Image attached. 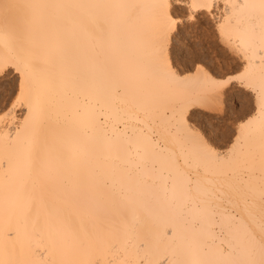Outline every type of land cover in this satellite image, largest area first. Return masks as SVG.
I'll use <instances>...</instances> for the list:
<instances>
[{
	"label": "bare ground",
	"instance_id": "6f19581e",
	"mask_svg": "<svg viewBox=\"0 0 264 264\" xmlns=\"http://www.w3.org/2000/svg\"><path fill=\"white\" fill-rule=\"evenodd\" d=\"M176 3L240 75L179 74ZM233 82L255 108L224 159L189 116ZM1 86L0 264H264V0H0Z\"/></svg>",
	"mask_w": 264,
	"mask_h": 264
},
{
	"label": "rangeland",
	"instance_id": "374dc122",
	"mask_svg": "<svg viewBox=\"0 0 264 264\" xmlns=\"http://www.w3.org/2000/svg\"><path fill=\"white\" fill-rule=\"evenodd\" d=\"M188 11L187 7L182 4H173L172 16L176 20V27L170 32L171 38L169 39L166 52L174 66H177V70L179 69V74L185 75V77L195 76V73L199 71L198 69L204 68L212 74H214L215 70L219 69L218 72H215L217 74L214 76L220 79H224L230 75H240L244 69V61L239 58L241 54L236 50V46L235 51L221 45L215 27L216 21L209 19L204 13L192 16L189 14V16L188 13L190 12ZM166 52L164 51L163 55ZM226 62L230 67L229 65L227 67ZM230 63L236 64L231 65ZM237 63L240 65H237ZM220 64L221 66H219ZM224 66L225 69H228L225 70ZM227 92L222 103L224 106H220L223 107L220 110L221 112L216 113L213 109L207 108L205 109L207 111L195 110L189 116L190 133L194 136L201 135L217 154L222 155V157L224 156V159L228 157L230 152L234 153L235 147L233 148V144L235 145L236 143L238 129L247 124L251 119L250 115L254 114L255 108L254 101L251 99L252 96L244 90L242 91L239 82L231 83ZM15 95V89L13 90L12 86L0 87V118L5 115V111L15 99ZM132 124L147 132V129L141 122L133 121ZM152 135H154L153 138H158L156 133ZM34 211L35 209H32L30 216H32Z\"/></svg>",
	"mask_w": 264,
	"mask_h": 264
}]
</instances>
